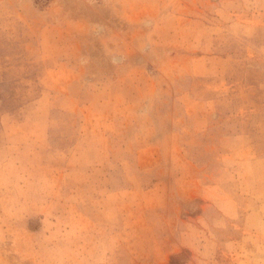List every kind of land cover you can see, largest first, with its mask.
<instances>
[{
	"label": "rangeland",
	"instance_id": "obj_1",
	"mask_svg": "<svg viewBox=\"0 0 264 264\" xmlns=\"http://www.w3.org/2000/svg\"><path fill=\"white\" fill-rule=\"evenodd\" d=\"M0 264H264V0H0Z\"/></svg>",
	"mask_w": 264,
	"mask_h": 264
}]
</instances>
